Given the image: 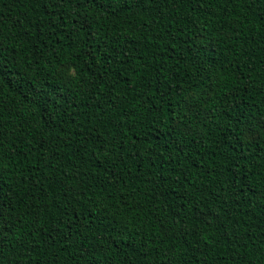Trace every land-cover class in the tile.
<instances>
[{"label": "trees", "instance_id": "1", "mask_svg": "<svg viewBox=\"0 0 264 264\" xmlns=\"http://www.w3.org/2000/svg\"><path fill=\"white\" fill-rule=\"evenodd\" d=\"M0 264H264V0H0Z\"/></svg>", "mask_w": 264, "mask_h": 264}, {"label": "clouds", "instance_id": "2", "mask_svg": "<svg viewBox=\"0 0 264 264\" xmlns=\"http://www.w3.org/2000/svg\"><path fill=\"white\" fill-rule=\"evenodd\" d=\"M68 74H69V75H73V74H74V69L69 68V69H68Z\"/></svg>", "mask_w": 264, "mask_h": 264}]
</instances>
